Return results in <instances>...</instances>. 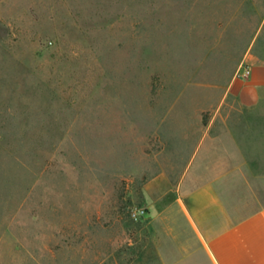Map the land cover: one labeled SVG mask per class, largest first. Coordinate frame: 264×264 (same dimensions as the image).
Returning <instances> with one entry per match:
<instances>
[{"label": "rangeland", "instance_id": "1", "mask_svg": "<svg viewBox=\"0 0 264 264\" xmlns=\"http://www.w3.org/2000/svg\"><path fill=\"white\" fill-rule=\"evenodd\" d=\"M212 130L264 140V0H0V264L147 250Z\"/></svg>", "mask_w": 264, "mask_h": 264}, {"label": "crops", "instance_id": "2", "mask_svg": "<svg viewBox=\"0 0 264 264\" xmlns=\"http://www.w3.org/2000/svg\"><path fill=\"white\" fill-rule=\"evenodd\" d=\"M236 84L242 106L260 101L261 70ZM147 250L109 251L92 264H264V140L202 135L168 201L144 218Z\"/></svg>", "mask_w": 264, "mask_h": 264}, {"label": "built area", "instance_id": "3", "mask_svg": "<svg viewBox=\"0 0 264 264\" xmlns=\"http://www.w3.org/2000/svg\"><path fill=\"white\" fill-rule=\"evenodd\" d=\"M250 74H251V69L249 67H245L243 75L244 76H249ZM141 212L142 211H136V212H134V215L135 216L140 215V214H142Z\"/></svg>", "mask_w": 264, "mask_h": 264}, {"label": "trees", "instance_id": "4", "mask_svg": "<svg viewBox=\"0 0 264 264\" xmlns=\"http://www.w3.org/2000/svg\"><path fill=\"white\" fill-rule=\"evenodd\" d=\"M206 121H207V120L205 119V123H206Z\"/></svg>", "mask_w": 264, "mask_h": 264}]
</instances>
